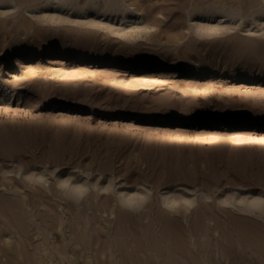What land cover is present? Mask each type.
I'll use <instances>...</instances> for the list:
<instances>
[{"label": "rangeland", "instance_id": "1", "mask_svg": "<svg viewBox=\"0 0 264 264\" xmlns=\"http://www.w3.org/2000/svg\"><path fill=\"white\" fill-rule=\"evenodd\" d=\"M39 1L0 0V264H107L109 243L121 264H264V213L219 200L264 194V0H125L141 17L64 7L72 22ZM210 5L237 11L208 35L195 19ZM132 23L149 31L125 38ZM58 177L90 186L75 201ZM121 192H147L145 208ZM162 194L197 197L189 223Z\"/></svg>", "mask_w": 264, "mask_h": 264}, {"label": "bare ground", "instance_id": "2", "mask_svg": "<svg viewBox=\"0 0 264 264\" xmlns=\"http://www.w3.org/2000/svg\"><path fill=\"white\" fill-rule=\"evenodd\" d=\"M7 1H11V2H15V0H7ZM34 0H31V2H33ZM37 1V0H36ZM219 1V0H218ZM262 1V0H261ZM20 2V1H19ZM25 2V1H24ZM30 2V3H31ZM214 2H216V0H214ZM212 2V3H214ZM241 2V1H240ZM255 2V1H254ZM260 2V1H259ZM28 3V4H30ZM210 3V4H212ZM222 3V2H220ZM239 3V1H238ZM262 3V2H261ZM260 3L259 5V8L260 6L262 5ZM23 4V3H21ZM27 4V5H28ZM35 4V2H34ZM206 4V3H205ZM217 4V3H216ZM242 4V3H241ZM36 5H41L42 8H48L50 9L49 11L50 12H46V11H43L45 14H44V19L47 18V20L51 21V22H61V21H73L71 20V18L69 16H61L60 13L63 12L62 9L65 8V10H68V11H71L73 10V13H75V15H85V14H97L99 16H116V15H119L121 17L123 16H126L128 14H131V16L135 17H141V15L139 16V13L138 12H135L133 10H131L132 6L130 7V4H127L125 2V0L123 1H120V0H86L84 3H79L77 0H40L39 2H36ZM201 5V4H200ZM199 5V6H200ZM207 5V4H206ZM230 5V4H229ZM228 5V6H229ZM232 5V4H231ZM263 5H264V2H263ZM33 6V5H32ZM197 6V7H199ZM227 6V5H226ZM225 6V7H226ZM236 6V5H235ZM13 7V6H12ZM15 7H20V5H18L17 3H15ZM130 7V9H129ZM196 7V8H197ZM230 7V6H229ZM262 7V6H261ZM14 8V7H13ZM195 8V9H196ZM15 9V8H14ZM256 9V8H255ZM258 9V7H257ZM239 10V9H238ZM242 10V9H241ZM259 10V9H258ZM237 10L235 8L233 9H227L225 10L224 7L222 5H210V6H207L206 8H202L199 10V13H200V16L201 17H204L205 22H203V20L201 18H198V19H195V22H196V30L199 31V32H206L208 35H211L213 33H216V32H220L222 30V28H225V26H222V24L220 22H223L224 19L226 17H233L235 12ZM252 11V9H251ZM255 11V10H254ZM252 11V12H254ZM264 10H261L260 13H263ZM59 13V14H58ZM256 13V12H254ZM253 13V14H254ZM251 14V13H250ZM236 15V14H235ZM240 15V14H239ZM252 15V14H251ZM199 16V15H198ZM242 16V15H241ZM240 16V17H241ZM243 16H246V15H243ZM247 17V16H246ZM250 17V16H249ZM126 18V17H125ZM216 18H219L221 19L219 23H216V24H212L210 21L212 19H216ZM245 18V17H243ZM242 18V19H243ZM241 20V19H239ZM111 21V20H110ZM143 21V20H142ZM245 21V20H244ZM243 21V22H244ZM194 22V23H195ZM112 23V22H111ZM134 23V22H133ZM131 24L130 26H128L127 28L125 26V28H123L122 26V31L125 32V35L127 38H135L136 37H141L144 35V33H147L149 31V26L146 25V24ZM92 24H96L95 22H92ZM104 24V23H103ZM108 25H105L104 28H108V27H112V25L110 23H107ZM103 27V25H102ZM114 27H115V24H114ZM189 28H191L189 26ZM260 29V28H259ZM264 29V28H263ZM226 30V28H225ZM262 30V28H261ZM121 31V30H120ZM251 31V30H250ZM258 31V30H256ZM114 32H117V31H114ZM122 32V33H123ZM118 33V32H117ZM264 37V35H263ZM41 52V51H40ZM170 122H188V123H191L192 121L190 120H185V119H179V118H174V117H170ZM235 120L237 121H240L242 120L241 118L239 117H236ZM244 121V120H242ZM252 122V121H251ZM264 123V122H263ZM34 178L35 181H39V182H42V184H46L48 182V178L46 177V174L44 171H40L38 172L37 174H32V176H30V178ZM56 184V183H55ZM48 186V185H47ZM57 186H66V195H70L75 201H78L81 196L87 191L88 187L90 186L89 183L87 182H83V183H78V184H70L69 183V179H63V178H59L58 177V180H57ZM95 186V185H94ZM96 187V186H95ZM98 188V187H96ZM99 189H108L107 187H102V188H99ZM48 190H49V187H48ZM105 190V191H106ZM104 191V190H103ZM101 192V190H100ZM120 195V193L118 194ZM26 196V195H25ZM28 197V196H27ZM67 197V196H66ZM95 197V196H94ZM206 198H210V196H207L205 195ZM26 198V197H25ZM87 197H85V200H86ZM97 198V197H96ZM95 198V199H96ZM148 198L147 197V192H134V193H127V194H123L121 192V195L119 197V202L122 201L123 202H127V205L128 207H130L133 211H139L141 208H145V199ZM205 198V199H206ZM64 199V198H63ZM89 199V197H88ZM117 199V198H116ZM25 200V199H24ZM60 200V199H59ZM58 200V201H59ZM221 203H223V205L227 204L229 206H231L232 208H234L235 210H237L238 212L240 213H243L244 216L247 214V215H253V216H257V217H261L262 214L264 213V194H258V195H251V196H242V197H238L236 198L235 196H225V198L223 199H219ZM23 201V200H22ZM62 201V200H61ZM60 201V202H61ZM71 201V200H70ZM117 202V201H116ZM198 200H197V197L196 196H189L188 194H182V195H175V194H162V203L165 205V209L167 211H169L172 215L173 214H179L187 223H189V217L192 215L193 213V209L195 208L196 204H197ZM28 203V202H27ZM89 203V202H87ZM91 203V202H90ZM118 203V202H117ZM116 203V205H117ZM121 203V202H120ZM145 203V204H144ZM26 204V203H25ZM96 204L97 201H96ZM102 204V203H101ZM27 205V204H26ZM104 206V205H103ZM147 206V205H146ZM96 207V206H95ZM163 207V206H162ZM100 208V207H99ZM115 209V207H114ZM113 209V210H114ZM127 209V208H125ZM91 210V209H90ZM98 209H96L97 211ZM111 211L112 214H115L114 211ZM150 210V209H149ZM117 211V210H116ZM128 211V209H127ZM145 211V210H143ZM100 212V211H99ZM132 212V211H131ZM131 212H129L131 214ZM142 212V211H141ZM166 212V211H165ZM66 213V212H65ZM72 213V212H71ZM98 213V212H97ZM117 213V212H116ZM133 214H135L134 212H132ZM128 214V215H130ZM143 214V213H142ZM99 215V214H98ZM104 215H106L104 213ZM139 215V214H137ZM150 215V214H149ZM211 215V214H210ZM88 216V215H87ZM107 216V215H106ZM125 216V215H124ZM136 216V215H135ZM140 216V215H139ZM204 216L208 218L207 216V213L205 212L204 213ZM61 217V216H60ZM147 217V216H146ZM57 218V217H56ZM63 217L61 218H58V226L61 228L62 225H64L63 223ZM112 218V217H111ZM141 218V217H140ZM179 218V217H178ZM213 218V217H212ZM180 219V218H179ZM262 219V218H261ZM53 220V219H52ZM87 220V219H86ZM85 220V222H86ZM66 221V220H65ZM91 221V220H90ZM183 221V220H182ZM212 220L209 219L208 222H211ZM89 223V222H87ZM86 223V224H87ZM102 225V224H101ZM100 225V226H101ZM85 226V225H84ZM83 226V227H84ZM90 226V224L88 225ZM93 226V224H92ZM211 226V225H210ZM87 227V226H86ZM85 227V228H86ZM84 229V228H83ZM105 229V228H104ZM141 229V228H140ZM82 230V229H81ZM87 230V229H86ZM89 230V228H88ZM96 230V229H95ZM78 231V230H77ZM85 231V229H84ZM37 232V230H36ZM64 232V231H63ZM87 232V231H86ZM102 232V231H101ZM112 232V231H111ZM215 233H219L217 230L215 231ZM15 234V233H14ZM40 234H41V231H40ZM87 234V233H86ZM91 234V231L89 232V235ZM6 238L7 239V245L10 247V249H13V246H12V239L13 237L15 236H12L11 232H7L6 234ZM17 235V234H16ZM36 236V235H35ZM109 236V235H108ZM191 238L193 237V234L190 235ZM219 236V235H218ZM33 237V236H32ZM119 237V236H118ZM117 237V238H118ZM212 237V236H211ZM220 237V236H219ZM23 239V236L21 237ZM89 238V237H88ZM42 239V238H41ZM40 239V240H41ZM115 239V238H114ZM14 240V239H13ZM89 240V239H88ZM163 240V239H162ZM17 241V240H16ZM16 241H13V242H16ZM43 241V240H42ZM41 241V242H42ZM45 241V240H44ZM43 241V243H44ZM19 243L21 241H18ZM40 242V244H41ZM51 242V241H50ZM67 242V241H66ZM70 242V241H69ZM92 242V241H91ZM109 242V241H108ZM17 243V242H16ZM24 243V241H23ZM41 244L43 246V248H40L38 247L37 245V251H42V253H45V254H49V252L51 251V249L54 248V246H52L50 243L47 245L46 243L44 244ZM148 243V242H146ZM163 243V242H162ZM213 243V242H212ZM15 244V243H13ZM25 244V243H24ZM39 244V243H38ZM71 245V242L69 243ZM116 244V243H115ZM142 243H140L141 245ZM149 244V243H148ZM178 244V243H177ZM176 244V245H177ZM201 244V243H200ZM90 245V244H89ZM113 244L109 243V251H110V260L107 264H121L120 262V258L118 259L116 255L119 256V254H116L115 255V251L113 252V247L112 246ZM164 245V244H163ZM168 245V244H167ZM67 246V245H66ZM76 246V245H75ZM56 247V246H55ZM58 247V246H57ZM70 247V246H69ZM83 247V246H82ZM158 247V246H157ZM165 247H166V244H165ZM169 247V246H167ZM102 248H105V247H102ZM151 248V247H150ZM172 247H170L171 249ZM56 249V248H55ZM53 249V250H55ZM59 249V247L57 248ZM84 249V247H83ZM133 249V248H132ZM52 250V251H53ZM69 250V249H68ZM103 250V249H101ZM116 250V249H115ZM61 251V250H60ZM59 251V252H60ZM81 251V250H80ZM95 251V250H94ZM117 251V250H116ZM183 251V250H182ZM22 254V251L20 250L18 253ZM57 252V251H55ZM64 252V251H63ZM74 252V251H73ZM82 252V251H81ZM163 252H165L163 250ZM26 253V252H25ZM95 253V252H94ZM97 253V252H96ZM170 253V252H169ZM203 253V252H202ZM40 254V253H39ZM128 254V253H127ZM26 255V254H25ZM42 255V254H41ZM59 255V254H58ZM84 255V254H83ZM130 255V254H129ZM134 255V254H133ZM155 255V254H154ZM178 255V254H177ZM203 255V254H202ZM216 255V254H215ZM27 256V255H26ZM24 256V257H26ZM36 256H39V255H36ZM104 256V255H103ZM163 256V255H162ZM176 256V254H175ZM63 257V256H62ZM130 257V256H129ZM157 259H158V262L159 260L162 258L161 256H158L156 255ZM177 257V256H176ZM175 257V259H176ZM182 257V256H180ZM45 258V257H44ZM69 258V257H68ZM183 258V257H182ZM40 259H43L42 257L38 258V261H40ZM64 259V258H62ZM61 259V260H62ZM152 259V258H151ZM69 260V259H68ZM97 260V264H102V262L99 260V258H96ZM64 261V260H62ZM94 261V257L89 255V256H86L84 258V264H92V262ZM123 261V260H122ZM133 263L134 260H131ZM211 261V260H210ZM44 262V260H43ZM68 263H70L69 261H67ZM223 262V261H222ZM82 262H80L81 264ZM191 263V262H190ZM206 263V262H204ZM41 264V263H40ZM44 264V263H43ZM71 264V263H70ZM163 264H179L176 260H173L172 257L168 256L167 257V261H165Z\"/></svg>", "mask_w": 264, "mask_h": 264}]
</instances>
